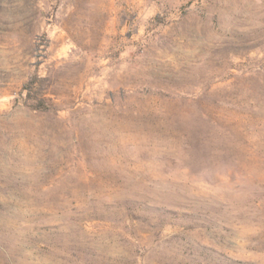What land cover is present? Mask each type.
<instances>
[{"label": "rangeland", "instance_id": "obj_1", "mask_svg": "<svg viewBox=\"0 0 264 264\" xmlns=\"http://www.w3.org/2000/svg\"><path fill=\"white\" fill-rule=\"evenodd\" d=\"M0 264H264V0H0Z\"/></svg>", "mask_w": 264, "mask_h": 264}, {"label": "trees", "instance_id": "obj_2", "mask_svg": "<svg viewBox=\"0 0 264 264\" xmlns=\"http://www.w3.org/2000/svg\"><path fill=\"white\" fill-rule=\"evenodd\" d=\"M28 97L37 100V103L33 105L35 109L47 110L49 105L46 103L45 99L39 97H31V89L28 91Z\"/></svg>", "mask_w": 264, "mask_h": 264}]
</instances>
